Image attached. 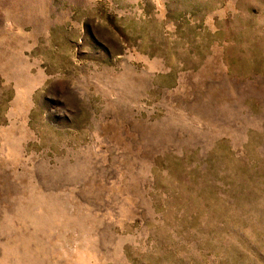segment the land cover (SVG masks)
Instances as JSON below:
<instances>
[{
  "label": "rangeland",
  "instance_id": "374dc122",
  "mask_svg": "<svg viewBox=\"0 0 264 264\" xmlns=\"http://www.w3.org/2000/svg\"><path fill=\"white\" fill-rule=\"evenodd\" d=\"M0 264H264V0H0Z\"/></svg>",
  "mask_w": 264,
  "mask_h": 264
}]
</instances>
